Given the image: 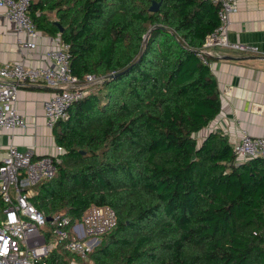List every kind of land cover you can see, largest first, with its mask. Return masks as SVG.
<instances>
[{
	"label": "trees",
	"instance_id": "16d2710c",
	"mask_svg": "<svg viewBox=\"0 0 264 264\" xmlns=\"http://www.w3.org/2000/svg\"><path fill=\"white\" fill-rule=\"evenodd\" d=\"M151 1L30 0L37 29L69 44L72 71L99 77L52 128L56 171L30 200L72 221L115 210L93 264H264V156L237 158L222 130L204 132L221 99L196 50L219 5ZM72 259L59 245L46 264Z\"/></svg>",
	"mask_w": 264,
	"mask_h": 264
},
{
	"label": "built area",
	"instance_id": "2783aa9c",
	"mask_svg": "<svg viewBox=\"0 0 264 264\" xmlns=\"http://www.w3.org/2000/svg\"><path fill=\"white\" fill-rule=\"evenodd\" d=\"M210 1L219 5V22L196 50L201 61L210 66L208 57L217 47L257 52L254 44L228 38L230 15L236 10L237 0ZM29 3L30 0H0L23 52L35 49L40 35L27 12ZM44 55L48 63L42 65H29L23 59L0 62V129L27 127L25 115L16 106L19 84L42 83L53 89L42 102L44 124L52 129L57 121L68 118V108L82 99L88 85L98 79L92 73L80 78L72 71L69 44L60 39ZM241 133L233 145L237 158L264 156V132L256 136ZM61 151L60 145L55 146L54 153L44 155H35L32 147H7L0 162V264H46L49 253L59 245L86 259L101 235L115 226L116 214L110 205H91L80 219L72 221L62 211L46 216L31 202L33 187L55 174V157Z\"/></svg>",
	"mask_w": 264,
	"mask_h": 264
},
{
	"label": "crops",
	"instance_id": "0c3cea01",
	"mask_svg": "<svg viewBox=\"0 0 264 264\" xmlns=\"http://www.w3.org/2000/svg\"><path fill=\"white\" fill-rule=\"evenodd\" d=\"M230 19L229 40L254 44L258 51L214 49L210 70L219 88L221 106L204 132L220 129L234 145L242 131L253 136L264 132V0H237ZM39 32L36 48L23 52L13 24L0 7V62L23 59L29 65L48 63L44 53L54 47L59 38ZM52 90L42 83L18 85L16 106L25 115L27 127L0 129V162L9 145L21 150L32 147L35 155L54 153L57 144L53 129L44 124L42 108L43 100Z\"/></svg>",
	"mask_w": 264,
	"mask_h": 264
},
{
	"label": "water",
	"instance_id": "95a60500",
	"mask_svg": "<svg viewBox=\"0 0 264 264\" xmlns=\"http://www.w3.org/2000/svg\"><path fill=\"white\" fill-rule=\"evenodd\" d=\"M159 4H160V1L152 0V1H151V4H150V6H149V11H152V12L157 11L158 8H159ZM56 25L59 27V31L61 32L62 29H63V27H62V26L59 24V22H57V21H56ZM225 58H229V57L226 56ZM131 66H132V65H129L127 68H125L124 70H122V71H120V72L110 74V77L112 78V77L118 75L119 73H122V72L126 71V70H127L128 68H130Z\"/></svg>",
	"mask_w": 264,
	"mask_h": 264
},
{
	"label": "rangeland",
	"instance_id": "374dc122",
	"mask_svg": "<svg viewBox=\"0 0 264 264\" xmlns=\"http://www.w3.org/2000/svg\"><path fill=\"white\" fill-rule=\"evenodd\" d=\"M50 17H54L52 12L50 13ZM145 40H146V37H145ZM95 77L99 78L96 75H95ZM93 84H95V82L92 83V84H89L87 89L88 90L91 89V85H93ZM198 135L201 136V132ZM33 193H34V188L32 189L31 195H33ZM72 260L74 261V263H77V261H78L80 264H93V261L91 259H89L88 257L86 259H82V260H80V259H72Z\"/></svg>",
	"mask_w": 264,
	"mask_h": 264
}]
</instances>
